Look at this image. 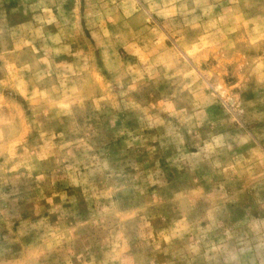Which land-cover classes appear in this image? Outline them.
Returning <instances> with one entry per match:
<instances>
[{
  "label": "rangeland",
  "instance_id": "rangeland-1",
  "mask_svg": "<svg viewBox=\"0 0 264 264\" xmlns=\"http://www.w3.org/2000/svg\"><path fill=\"white\" fill-rule=\"evenodd\" d=\"M0 264H264V0H0Z\"/></svg>",
  "mask_w": 264,
  "mask_h": 264
}]
</instances>
